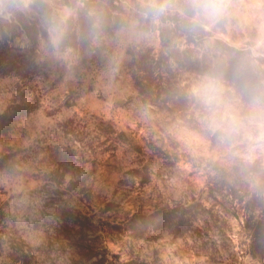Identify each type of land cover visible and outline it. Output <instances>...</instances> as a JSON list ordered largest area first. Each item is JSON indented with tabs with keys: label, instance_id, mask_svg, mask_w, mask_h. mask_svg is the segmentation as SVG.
Masks as SVG:
<instances>
[{
	"label": "rangeland",
	"instance_id": "1",
	"mask_svg": "<svg viewBox=\"0 0 264 264\" xmlns=\"http://www.w3.org/2000/svg\"><path fill=\"white\" fill-rule=\"evenodd\" d=\"M158 1L204 40L162 47ZM119 2L76 39L90 0H0V264H264V0Z\"/></svg>",
	"mask_w": 264,
	"mask_h": 264
},
{
	"label": "trees",
	"instance_id": "2",
	"mask_svg": "<svg viewBox=\"0 0 264 264\" xmlns=\"http://www.w3.org/2000/svg\"><path fill=\"white\" fill-rule=\"evenodd\" d=\"M119 1L120 0H90L92 4L85 12L87 19H89L88 25L84 28L81 24L82 27L75 30L73 37L76 39H88V37L91 38L96 33L109 31L113 25V20L118 17L119 13L123 12L121 2ZM149 9V14H154V17L157 18V21L159 22L161 45L162 47H166L167 51H170L169 49L174 46V42L178 38L184 40L186 44L197 43L198 41L204 40L203 38L207 32L204 29V25L199 22L197 18H193V12L190 11L189 5L184 7L167 8L158 1L155 7L151 5ZM216 42L222 41L216 39ZM77 44V41H73L70 46L77 47ZM183 59H185V57ZM193 63H198V68H202V70H210V73L216 71L215 65L213 66L212 63L206 64L202 60L199 62L196 60ZM224 64L225 62H222L223 69L220 68L219 71L221 70L224 79H227L229 68L226 67V64L224 67ZM12 65L14 66L13 68H17L15 72L22 69V66H17L15 64ZM3 68H6L5 71L12 69L11 65ZM154 215L155 214H151V218L154 217ZM169 215V211L162 212V215L154 217L153 220L157 221V223H163L164 220H167Z\"/></svg>",
	"mask_w": 264,
	"mask_h": 264
},
{
	"label": "clouds",
	"instance_id": "3",
	"mask_svg": "<svg viewBox=\"0 0 264 264\" xmlns=\"http://www.w3.org/2000/svg\"><path fill=\"white\" fill-rule=\"evenodd\" d=\"M197 12L208 18H217L224 12L222 0H199L195 4ZM162 11V10H157ZM218 86L214 81H209L206 86V99L208 103H212L217 99Z\"/></svg>",
	"mask_w": 264,
	"mask_h": 264
}]
</instances>
